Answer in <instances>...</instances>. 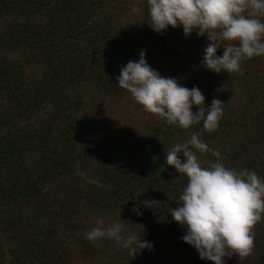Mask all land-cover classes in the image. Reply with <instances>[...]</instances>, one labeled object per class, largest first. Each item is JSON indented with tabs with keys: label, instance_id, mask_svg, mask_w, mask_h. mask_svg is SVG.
<instances>
[{
	"label": "trees",
	"instance_id": "obj_1",
	"mask_svg": "<svg viewBox=\"0 0 264 264\" xmlns=\"http://www.w3.org/2000/svg\"><path fill=\"white\" fill-rule=\"evenodd\" d=\"M148 23L147 0H0V264H213L170 216L188 181L165 155L196 134L225 167L264 177V56L217 74L202 64L206 37ZM142 50L205 107L224 103L217 130L169 125L116 85ZM100 218L124 220L153 249L90 242ZM253 232L251 255L227 264H264V214Z\"/></svg>",
	"mask_w": 264,
	"mask_h": 264
},
{
	"label": "clouds",
	"instance_id": "obj_2",
	"mask_svg": "<svg viewBox=\"0 0 264 264\" xmlns=\"http://www.w3.org/2000/svg\"><path fill=\"white\" fill-rule=\"evenodd\" d=\"M150 28L162 34L169 26H182L185 37L193 31L206 37L202 64L217 74L241 71L243 61L264 56V0H147ZM223 44V48L221 45ZM223 49L218 56L217 50ZM121 89L129 92L147 113L169 125L189 129L203 121V128L213 132L223 117V102L214 99L205 107V96L198 87L191 89L174 77H164L146 61V50L138 61L130 60L116 77ZM193 106L197 111L193 112ZM201 155L211 152L217 161L207 167ZM182 157V158H181ZM166 165L187 177L171 218L186 229L181 239L199 253L201 260L227 264L233 255L244 259L255 247L253 227L264 214V177L255 171H236L220 162L198 135L176 142L165 155ZM118 220L97 225L85 232L90 242L110 239L136 256L151 251L153 244Z\"/></svg>",
	"mask_w": 264,
	"mask_h": 264
}]
</instances>
